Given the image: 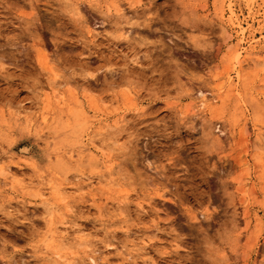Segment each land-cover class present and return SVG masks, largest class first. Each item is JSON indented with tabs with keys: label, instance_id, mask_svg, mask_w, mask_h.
<instances>
[{
	"label": "rangeland",
	"instance_id": "obj_1",
	"mask_svg": "<svg viewBox=\"0 0 264 264\" xmlns=\"http://www.w3.org/2000/svg\"><path fill=\"white\" fill-rule=\"evenodd\" d=\"M263 61L264 0H0V264H264Z\"/></svg>",
	"mask_w": 264,
	"mask_h": 264
},
{
	"label": "bare ground",
	"instance_id": "obj_2",
	"mask_svg": "<svg viewBox=\"0 0 264 264\" xmlns=\"http://www.w3.org/2000/svg\"><path fill=\"white\" fill-rule=\"evenodd\" d=\"M230 15H232V14H230ZM230 17V16H229ZM232 18V17H231ZM230 20V19H229ZM234 20H236L235 18H234ZM233 25L235 24V23H232ZM236 25H237V23H236ZM237 27V26H236ZM237 29H238V27H237ZM239 32V31H238ZM240 34H241V36L242 37H244V35H245V30H240V32H239ZM239 34V35H240ZM238 35V34H237ZM238 35V36H239ZM241 37V38H242ZM242 40H243V38H242ZM249 41H250V39H249ZM249 44V43H248ZM251 44V43H250ZM239 46V45H238ZM256 46V45H255ZM254 47V46H253ZM253 49V48H252ZM251 49V50H252ZM257 50V49H256ZM263 51V50H262ZM235 52V51H234ZM259 52V51H258ZM243 53H244V55H245V57H243ZM243 53H241L240 52V50H239V52H237V54L233 57V60H231L232 61V72L234 73V74H238V69H240L241 68V65L243 64V63H246V64H248V62H247V57H246V55H248L249 53L245 50ZM256 54V53H255ZM259 54V53H258ZM251 55V54H250ZM247 58V59H246ZM261 59H262V57H261ZM249 60V59H248ZM250 61V60H249ZM256 63L258 62H260V59L257 57L255 60H254ZM253 61V62H254ZM264 62V61H263ZM230 65V64H229ZM243 66V65H242ZM231 69V68H230ZM241 70V69H240ZM229 71V70H228ZM227 71V72H228ZM224 74H227V73H224ZM228 76V75H227ZM221 82V81H220ZM57 82H56V80L55 81H53V94H58V92H57V90H56V87H57V84H56ZM221 86V85H220ZM220 89H222L221 87H217V90H220ZM61 96V95H60ZM62 98V97H61ZM197 99H199V103H198V105H197V108L196 109H198L200 112H204V111H206V109H207V106L205 105V99H204V95L202 94V93H198V96H197ZM58 101H62V99H60V100H58ZM47 103H48V100L46 101ZM195 109V110H196ZM189 110V109H188ZM194 110V109H193ZM259 130V129H258ZM257 130L254 128V132L256 133L255 134V136H257L258 137V135H260V134H258V131L256 132ZM260 131V130H259ZM260 133V132H259ZM261 136V135H260ZM99 144V143H98ZM102 144V143H101ZM100 144V145H101ZM99 145V146H100ZM90 148L91 149H93V152L94 153H96V156H98L99 158H101V157H104V155H103V151L99 148V147H96L95 145H94V143L93 142H91V144H90ZM102 147V146H101ZM90 149V150H91ZM100 153H101V156H100ZM107 156V155H106ZM9 157V156H8ZM102 159V158H101ZM260 159H262V158H260ZM105 161V160H104ZM264 162V161H263ZM103 163V162H102ZM9 169V168H8ZM7 170V169H6ZM9 171V170H8ZM109 172V171H108ZM10 174V173H9ZM108 174H110V173H108ZM7 175H8V173H6L5 171H4V169H1V171H0V181H1V183H3L4 185H5V183L7 182V180H8V177H7ZM9 176V175H8ZM107 176V174L105 175V177ZM110 176V175H109ZM101 177V176H100ZM104 178V177H103ZM0 183V184H1ZM35 183V182H34ZM43 183V182H42ZM28 184V183H27ZM240 185V187L242 188V189H244L243 187H244V185H241V183L239 184ZM81 187H84V186H74V185H72V186H70V187H67V188H65V187H63V188H60V186H55V187H53V196L56 198V199H58L59 200V202L60 203H63V204H66L67 203V199H68V196L66 195V194H64L65 192V190L67 189V190H71V191H73V193L74 192H82V190H81ZM48 188V187H47ZM51 189V188H50ZM245 190V189H244ZM39 192H38V194H37V196L38 197H43V194H42V190L40 189V190H38ZM68 192V191H67ZM242 203V202H241ZM245 203V201H243V206H245L244 208H247V205H246V203ZM122 207V206H121ZM108 209V208H107ZM100 210V209H99ZM117 210V209H116ZM243 210H245V209H243ZM118 211V210H117ZM101 216V215H100ZM50 226H53V224L51 223L50 224ZM51 228V227H50ZM57 228V227H56ZM59 228H61V229H63V233H67L68 231H74V232H76V231H78L77 230V227H76V225H71V224H68V223H62L61 224V226L59 227ZM57 230V229H56ZM73 232V233H74ZM50 235L52 236V238H51V240L49 241L50 242V245H52L53 243H54V239H55V236L56 237H58V238H60L58 235H56V233H55V230H52V229H50ZM75 234V233H74ZM61 239H63L62 241H66V238H65V236H62L61 237ZM146 243H147V241H146ZM145 243V244H146ZM50 245H46V248H49V246ZM142 245V244H141ZM144 245V244H143ZM147 245V244H146ZM133 246V245H132ZM107 247V246H106ZM131 247V246H130ZM130 247L128 248L129 250H130ZM57 248V247H56ZM143 248H146V246H143ZM132 249V248H131ZM142 249V248H141ZM139 250V249H138ZM54 251H58L57 249L55 250L54 249ZM136 251H134L133 252V249H132V252L129 254V258L128 259H130V260H132L133 262H135V253ZM55 255L56 256H58V252H55ZM125 255H126V253H125ZM127 256V255H126ZM58 257H60V256H58ZM89 262H91V263H93V259H91V258H89ZM137 262V261H136ZM99 263V262H98ZM94 264H96V263H94ZM136 264V263H135Z\"/></svg>",
	"mask_w": 264,
	"mask_h": 264
},
{
	"label": "snow or ice",
	"instance_id": "obj_3",
	"mask_svg": "<svg viewBox=\"0 0 264 264\" xmlns=\"http://www.w3.org/2000/svg\"><path fill=\"white\" fill-rule=\"evenodd\" d=\"M88 6L86 5L85 6V10H86V8H87ZM196 77H193V79H195ZM57 79H59V78H57ZM198 199H199V197H197ZM201 203H203V201H201Z\"/></svg>",
	"mask_w": 264,
	"mask_h": 264
}]
</instances>
